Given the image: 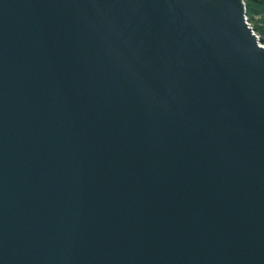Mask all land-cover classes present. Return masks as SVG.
<instances>
[{"label":"water","instance_id":"95a60500","mask_svg":"<svg viewBox=\"0 0 264 264\" xmlns=\"http://www.w3.org/2000/svg\"><path fill=\"white\" fill-rule=\"evenodd\" d=\"M243 0H0V264H264V49Z\"/></svg>","mask_w":264,"mask_h":264},{"label":"trees","instance_id":"16d2710c","mask_svg":"<svg viewBox=\"0 0 264 264\" xmlns=\"http://www.w3.org/2000/svg\"><path fill=\"white\" fill-rule=\"evenodd\" d=\"M247 7V17L255 31L264 37V0H244ZM264 43V39H261Z\"/></svg>","mask_w":264,"mask_h":264},{"label":"rangeland","instance_id":"374dc122","mask_svg":"<svg viewBox=\"0 0 264 264\" xmlns=\"http://www.w3.org/2000/svg\"><path fill=\"white\" fill-rule=\"evenodd\" d=\"M261 39H264V37L261 36Z\"/></svg>","mask_w":264,"mask_h":264}]
</instances>
